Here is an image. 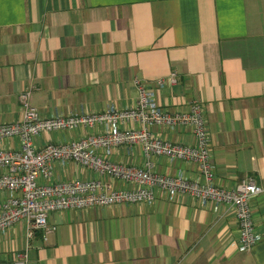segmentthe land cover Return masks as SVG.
I'll list each match as a JSON object with an SVG mask.
<instances>
[{"label":"crops","instance_id":"1","mask_svg":"<svg viewBox=\"0 0 264 264\" xmlns=\"http://www.w3.org/2000/svg\"><path fill=\"white\" fill-rule=\"evenodd\" d=\"M169 72L175 83L156 87ZM133 78L154 90L163 109L201 103L214 185L233 188L251 178L261 189L248 200L259 240L239 252L231 207L201 205L185 193L168 199L153 189L151 202L53 211L46 218L53 230H29L18 219L0 232V264H12L20 250L25 264H264V0H0V122L21 116L17 95L25 89L44 117L130 107ZM100 130L40 133L32 144ZM150 130L170 142H193L186 126ZM14 147L16 139L0 140V148ZM96 152L115 163L144 161L137 144ZM150 160L158 173L197 175L191 162ZM95 176L69 160L53 163L50 181ZM7 195L0 190V200Z\"/></svg>","mask_w":264,"mask_h":264},{"label":"built area","instance_id":"2","mask_svg":"<svg viewBox=\"0 0 264 264\" xmlns=\"http://www.w3.org/2000/svg\"><path fill=\"white\" fill-rule=\"evenodd\" d=\"M132 83L136 89L133 106L116 108L108 104L99 111L81 108L65 115L55 112L46 117L28 103V89L18 93L21 116L11 122H0V140L14 138L17 141V147L0 148V190L8 192L7 197L0 200V232L21 218L27 221L29 230H53L54 226L46 227L47 215L53 211L151 202L153 189H158L168 199L185 193L201 205L209 202L214 206L222 203L231 207L237 225L235 248L239 252L250 250L260 237L253 228L248 200L261 189L251 178L240 181L233 188L214 185L201 103L192 99L183 111L163 109L158 106L151 87L139 78H133ZM174 83L173 72L154 80L156 87ZM122 123L133 126L123 127ZM152 126L170 130L186 126L193 142L183 144L162 139L152 134ZM76 127H100L101 130L68 142H46L39 148L32 144V137L40 133ZM134 144L140 147L144 157L141 166L115 163L96 152L101 149L108 154L111 147ZM152 155L194 163L197 175L187 178L181 173H158L152 169ZM69 160L96 176L50 181L53 163L63 165ZM101 175L118 180L124 186L111 187L100 180ZM25 262V251L15 252L12 264Z\"/></svg>","mask_w":264,"mask_h":264}]
</instances>
